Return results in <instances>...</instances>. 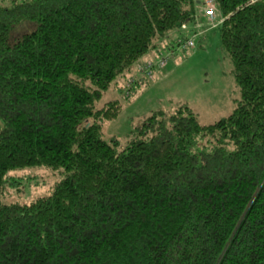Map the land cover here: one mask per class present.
Instances as JSON below:
<instances>
[{"label": "trees", "instance_id": "16d2710c", "mask_svg": "<svg viewBox=\"0 0 264 264\" xmlns=\"http://www.w3.org/2000/svg\"><path fill=\"white\" fill-rule=\"evenodd\" d=\"M197 1L0 4V264H264V0L206 1L240 88L228 116L154 110L118 145L102 123L119 102L95 106ZM22 21L36 26L11 38ZM28 166L64 175L1 201L7 172Z\"/></svg>", "mask_w": 264, "mask_h": 264}, {"label": "rangeland", "instance_id": "374dc122", "mask_svg": "<svg viewBox=\"0 0 264 264\" xmlns=\"http://www.w3.org/2000/svg\"><path fill=\"white\" fill-rule=\"evenodd\" d=\"M206 1H197L193 21L185 22V28L172 29L158 38L155 48L145 53L129 72L115 78L95 102L96 108L115 100L120 105L118 114L102 123L105 139L116 138L118 145L124 144L133 128L158 109L172 113L186 105L202 125L224 118L235 109L241 95L233 64L221 40L224 16L211 2L214 8L211 19L206 14L210 2ZM0 4L10 6L12 0H0ZM35 26L32 21L19 22L10 36L18 37ZM186 39L192 40L193 46L183 48L181 43ZM162 60H165L164 64L159 65ZM144 63L152 64L147 84L132 92L134 83L129 85L128 81L130 78H136L135 82L142 79L144 75L136 66ZM204 140L199 139L193 147L201 146ZM63 175L62 167L28 166L10 170L5 176L1 201L29 203L46 196Z\"/></svg>", "mask_w": 264, "mask_h": 264}, {"label": "built area", "instance_id": "2783aa9c", "mask_svg": "<svg viewBox=\"0 0 264 264\" xmlns=\"http://www.w3.org/2000/svg\"><path fill=\"white\" fill-rule=\"evenodd\" d=\"M210 2V1H209ZM208 8L206 9V14L208 16H210L211 19H213L214 16V8L213 5L211 3H207ZM181 28H185V25L183 24L181 26ZM182 47H188V46H193V41L192 40H182ZM165 62V60H162L161 62H159V65H163ZM152 67L151 63H144V64H137L136 68L140 73H143L144 76L142 77H149L150 76V69ZM135 82V78H130V80L128 81V84L131 85Z\"/></svg>", "mask_w": 264, "mask_h": 264}]
</instances>
